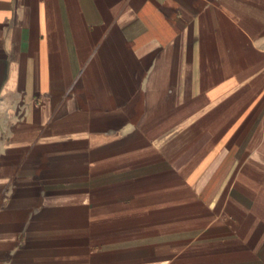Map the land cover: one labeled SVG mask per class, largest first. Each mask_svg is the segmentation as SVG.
<instances>
[{"label":"crops","instance_id":"1","mask_svg":"<svg viewBox=\"0 0 264 264\" xmlns=\"http://www.w3.org/2000/svg\"><path fill=\"white\" fill-rule=\"evenodd\" d=\"M0 264H264V0H0Z\"/></svg>","mask_w":264,"mask_h":264}]
</instances>
